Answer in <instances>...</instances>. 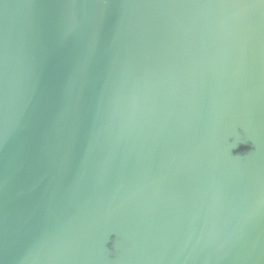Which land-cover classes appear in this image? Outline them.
Listing matches in <instances>:
<instances>
[{
	"label": "water",
	"instance_id": "obj_1",
	"mask_svg": "<svg viewBox=\"0 0 264 264\" xmlns=\"http://www.w3.org/2000/svg\"><path fill=\"white\" fill-rule=\"evenodd\" d=\"M0 264H264V0H0Z\"/></svg>",
	"mask_w": 264,
	"mask_h": 264
}]
</instances>
